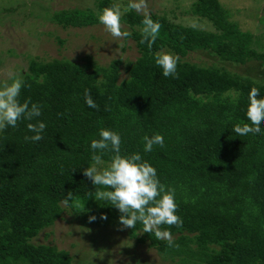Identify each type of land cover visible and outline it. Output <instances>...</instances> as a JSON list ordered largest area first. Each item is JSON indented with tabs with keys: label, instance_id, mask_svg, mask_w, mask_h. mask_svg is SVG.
<instances>
[{
	"label": "trees",
	"instance_id": "1",
	"mask_svg": "<svg viewBox=\"0 0 264 264\" xmlns=\"http://www.w3.org/2000/svg\"><path fill=\"white\" fill-rule=\"evenodd\" d=\"M21 1L0 0V24L32 18L84 29L100 25L97 13L114 2L92 0V8L54 11ZM188 13L208 20L214 31L151 13L161 29L149 49L140 43L143 14L127 12L122 30L131 33L127 39L139 56L124 77L121 60L101 67L91 59L78 64L36 57L19 71L27 85L20 102L39 103L42 115L0 132V264H73L68 251L32 242L64 213L84 216L97 205L119 223L121 213L92 197L99 186L82 173L90 165L89 142L102 127L118 131L122 153L140 152L161 182L175 189L183 224L161 226L172 232L173 246L144 233L139 223L125 227L131 240L187 264H264V136L240 137L231 130L246 122L249 90L256 87L264 97V83L228 68L264 67V32L243 31L219 0H196ZM164 49L180 57L174 76H163L154 62L153 53ZM193 53L215 63H191L186 58ZM86 89L97 108L86 105ZM36 119L47 125L43 139L26 141L33 134L27 124ZM154 133L163 135L164 146L144 153L143 137Z\"/></svg>",
	"mask_w": 264,
	"mask_h": 264
},
{
	"label": "rangeland",
	"instance_id": "2",
	"mask_svg": "<svg viewBox=\"0 0 264 264\" xmlns=\"http://www.w3.org/2000/svg\"><path fill=\"white\" fill-rule=\"evenodd\" d=\"M12 1L14 0H5ZM42 3L54 11L86 9L93 7L92 0H27ZM196 0H147L148 11L166 15L172 21L201 30L214 31L205 19L188 12ZM231 13V18L243 31L259 35L264 32V0H219ZM122 5L128 0H118ZM24 0L21 1V4ZM141 14H143L141 12ZM1 17V16H0ZM262 18V23H261ZM1 22V19H0ZM261 24V25H260ZM126 26L122 24V29ZM264 44V41L262 40ZM139 54L131 39L112 37L103 25L84 29H67L41 19L18 21L14 26L0 24V82L8 80L10 73L26 69L36 57L42 61L62 60L85 64L88 59L101 67L121 60L124 69ZM195 64H213L215 60L202 53L186 58ZM244 76L264 83V67L249 64L246 67H228ZM94 216V220L89 218ZM105 217V218H101ZM36 245L55 246L68 251L73 264H187L181 258L160 256L147 244H138L128 237V230L109 219L100 206L91 207L84 216L64 213L63 218L44 230L32 241Z\"/></svg>",
	"mask_w": 264,
	"mask_h": 264
},
{
	"label": "clouds",
	"instance_id": "3",
	"mask_svg": "<svg viewBox=\"0 0 264 264\" xmlns=\"http://www.w3.org/2000/svg\"><path fill=\"white\" fill-rule=\"evenodd\" d=\"M134 10L143 13L141 20V44H146L149 49L158 38L161 23L154 20L148 11L147 0H128L127 5H122L118 0L110 6L103 7L97 13L99 24L114 38L127 39L131 33L122 30V17ZM154 62L162 69L165 77L174 76L180 57L164 49L153 53ZM27 85L22 73H10L9 79L0 82V132L6 128H16L18 121H32L41 117L42 106L39 103L25 99L19 100L21 90ZM85 103L89 108H97L88 90H85ZM245 121L232 126L231 130L237 136H264V97L260 90L253 87L248 92V104L245 111ZM43 120L36 119L35 123H28V130L33 133L24 139L38 142L43 139L46 128ZM121 134L109 128H100L98 138L89 142L90 165L82 173L93 186L94 196L97 201H107L121 213L119 223L126 228L134 229L139 223L143 226L144 233H151L157 240H164L168 246H173V235L168 228L162 225L183 224L177 213L175 189L161 182L157 168L144 159L140 152L122 153ZM164 146V137L159 133L143 137V152L150 153L153 146ZM109 159L105 160L104 156ZM73 200L72 196H67ZM65 198L64 204H70ZM105 218V217H101ZM94 220L95 217L89 218Z\"/></svg>",
	"mask_w": 264,
	"mask_h": 264
}]
</instances>
